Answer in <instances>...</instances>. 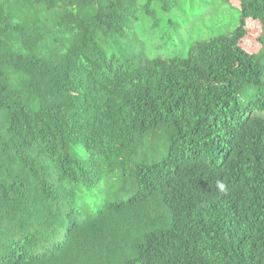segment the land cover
<instances>
[{
  "label": "trees",
  "instance_id": "16d2710c",
  "mask_svg": "<svg viewBox=\"0 0 264 264\" xmlns=\"http://www.w3.org/2000/svg\"><path fill=\"white\" fill-rule=\"evenodd\" d=\"M184 1L0 0V264H264V0L185 57L100 43Z\"/></svg>",
  "mask_w": 264,
  "mask_h": 264
},
{
  "label": "rangeland",
  "instance_id": "374dc122",
  "mask_svg": "<svg viewBox=\"0 0 264 264\" xmlns=\"http://www.w3.org/2000/svg\"><path fill=\"white\" fill-rule=\"evenodd\" d=\"M143 2L144 0H138L139 4ZM230 4L233 8H238L235 1H231ZM238 16V10L228 8L221 0H185L181 18L171 14L167 16L158 14L151 19L139 14L137 20L126 27V36L123 40L113 43L111 38L100 35V43L106 51L107 58L130 53L136 45H141L145 57L150 59L185 57L195 42L232 32L238 25ZM248 25L250 28H255L254 22ZM242 46L248 53H257L260 49L255 41L244 40ZM172 132L171 127L162 126L148 134L143 144L136 149L134 161L150 164L161 160L168 149ZM111 183L112 181L109 180L99 184L94 194L90 196L95 201L102 199L104 191ZM116 186L117 184H114L110 191L113 192ZM89 204L93 207L91 201Z\"/></svg>",
  "mask_w": 264,
  "mask_h": 264
},
{
  "label": "clouds",
  "instance_id": "9594fccd",
  "mask_svg": "<svg viewBox=\"0 0 264 264\" xmlns=\"http://www.w3.org/2000/svg\"><path fill=\"white\" fill-rule=\"evenodd\" d=\"M221 187H223V185H221Z\"/></svg>",
  "mask_w": 264,
  "mask_h": 264
}]
</instances>
